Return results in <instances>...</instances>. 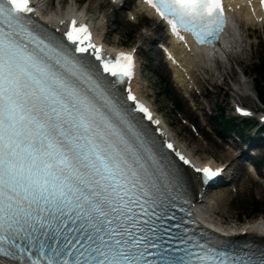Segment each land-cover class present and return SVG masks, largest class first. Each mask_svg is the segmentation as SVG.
I'll list each match as a JSON object with an SVG mask.
<instances>
[{"label": "snow or ice", "instance_id": "1", "mask_svg": "<svg viewBox=\"0 0 264 264\" xmlns=\"http://www.w3.org/2000/svg\"><path fill=\"white\" fill-rule=\"evenodd\" d=\"M144 3L185 42L189 33L214 47L226 22L222 0ZM35 13L31 0H0V257L17 264H264V251L219 250L169 214L175 197L133 112L160 121L131 88V109L114 90L134 78L133 55L106 57L75 18L63 33L68 48L37 30ZM196 171L207 179L219 172Z\"/></svg>", "mask_w": 264, "mask_h": 264}, {"label": "rangeland", "instance_id": "2", "mask_svg": "<svg viewBox=\"0 0 264 264\" xmlns=\"http://www.w3.org/2000/svg\"><path fill=\"white\" fill-rule=\"evenodd\" d=\"M49 1L43 0L48 12L54 13L72 5L86 14L96 34L107 46L134 49L139 68L136 87L140 95L159 113L172 135L178 137V143L198 163L212 161L226 167L227 177L224 180L231 179L230 184L207 190L203 198L209 209L215 211V221L232 227L236 225L235 222L246 225L264 219V146L250 151L256 156L255 159H249L244 164L235 160L227 166L230 161L227 154L230 153L233 160L242 145L237 133H220L221 125H218L217 119L220 111L226 120L231 119L230 104L233 102L258 112L264 110L263 104L255 97L254 86V80L257 79L264 97V78L258 79L254 75L258 66L264 65V28H242V43L239 45L242 53L232 60L217 64L215 69L209 63L202 70L194 66L188 84L179 88L155 48V44L165 41L164 33L150 34L154 22L144 18L141 13L138 15L141 19L134 16L137 10L134 0H122V8L105 0ZM241 70L245 73L246 89L251 90L250 97L241 93ZM190 125L193 129H189ZM235 145L238 150H232ZM258 161V169L248 173L251 165Z\"/></svg>", "mask_w": 264, "mask_h": 264}, {"label": "bare ground", "instance_id": "3", "mask_svg": "<svg viewBox=\"0 0 264 264\" xmlns=\"http://www.w3.org/2000/svg\"><path fill=\"white\" fill-rule=\"evenodd\" d=\"M35 3L37 5L38 9H40V11L45 7L43 0H35ZM232 6H235V4ZM71 9H72V5H67L64 10L63 9L62 10H56L54 13L47 12L45 10L44 13H42V15L43 16L45 15V17L47 18L46 21L51 26H53L56 23L55 18L58 17V14H63V13L66 14ZM140 13H141V11L137 8V10H135V12H134V16L136 15L137 18H140V16H138ZM78 14L86 17V15L85 14L83 15L82 12H80V11L78 12ZM236 18H238V22L244 26H250V25L257 26V25H254V23L251 19L246 18L243 11L239 12L236 15ZM153 25H154V27L152 28V31L150 34L159 35V32L161 31L160 27L156 26L155 24H153ZM97 38L100 39L98 36H97ZM169 50H170L171 54L174 55V58L176 61V63H175L176 67L174 65L172 67H170L168 65V67H170V70L172 73V78H174V81L176 82V85L179 88H183V86L188 84V82L185 81L184 77H188L189 80L191 79V77H190L191 76V68H193L194 66H197L198 68L203 69L206 66V63L210 61V55H208L205 51H203L201 49H198V51L181 54L178 51V48H176L174 45L171 44V45H169ZM240 73H241V75L245 76V73L242 70ZM135 78H134V80H135ZM132 87L136 91L137 87H136L135 82L132 84ZM241 87L243 88V90H246V88H247L243 84H241ZM136 93H137V91H136ZM161 129L162 130L158 131L160 136L163 137L164 135H166V136L169 135V132H168L165 124L162 125ZM243 148L244 147L241 148L240 152L237 151L236 157L233 158V160H231L230 153L227 154L230 158V161L227 164V166L231 165L235 160L242 161L243 163L249 161V157L247 155H245V153H243ZM232 150H238L237 146L236 145L233 146ZM184 176H185L186 180H189L191 186L193 188H195L196 197H197L196 198L197 199L196 200V210L198 211V214H199V216H198L199 221L200 222L203 220H211L212 222L215 221V215H216L215 211H211L210 209H208L206 206V203L201 201L202 195L204 194L205 191L201 192L199 190V188L197 187L198 181L196 180L195 176H193L188 170L184 171ZM251 183H254V181H251ZM254 184L257 185L258 183H254ZM200 194H202V195H200ZM222 198H224V197H222ZM263 221H264V219L258 220V221L255 220L253 222L247 223L243 228L244 234L249 235L251 237H254L258 241L259 240L264 241V237H262L263 234L261 232V227L263 226V223H262Z\"/></svg>", "mask_w": 264, "mask_h": 264}, {"label": "trees", "instance_id": "4", "mask_svg": "<svg viewBox=\"0 0 264 264\" xmlns=\"http://www.w3.org/2000/svg\"><path fill=\"white\" fill-rule=\"evenodd\" d=\"M254 75L257 76L258 79H262L264 78V65L263 66H258V68L255 70ZM254 84L255 86H257L258 89V97L260 100H263L262 94H261V86L259 85V81L257 79L254 80ZM218 125H221L220 131L221 132H231V130H236L237 127L233 126L232 124L230 125V122H227L225 120V118L223 117L222 113H219L218 117ZM214 122L215 119L213 118Z\"/></svg>", "mask_w": 264, "mask_h": 264}]
</instances>
